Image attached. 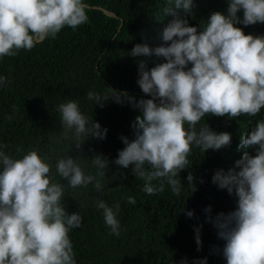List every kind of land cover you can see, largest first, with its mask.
I'll use <instances>...</instances> for the list:
<instances>
[{
  "label": "clouds",
  "instance_id": "1",
  "mask_svg": "<svg viewBox=\"0 0 264 264\" xmlns=\"http://www.w3.org/2000/svg\"><path fill=\"white\" fill-rule=\"evenodd\" d=\"M225 2L226 14L210 13L198 30L187 19L194 14V0H167L163 14L172 19L162 29L161 44H136L128 53L156 58L151 68L144 60L138 62L137 85L150 99H136L126 91L109 88L111 95L87 94L101 108L111 99L140 111L131 125L135 138L130 142L120 137L124 148L112 163L124 169L132 166V172L144 182L142 191L150 196L163 193L166 185L175 196L185 186L194 193L198 189L193 173L188 172L186 185L179 175L191 167L193 147L205 153L230 146L229 133H217L205 122L197 127L205 117H256L264 109V35H246L236 26L264 24V0ZM88 11L85 0H0V58L14 57L20 50H32L48 38L55 39L66 26L76 30L89 22ZM11 83L0 75V88ZM58 111L66 130L64 138L73 133L77 150L89 137L106 138L108 130L82 114L78 101L61 103ZM248 123L252 125V120ZM8 147L0 143V264H77L69 233L81 227L82 217L79 212L66 211V188L91 184L96 192L103 191L109 160L94 156L93 175L81 167L84 158L64 155L57 159L54 174L48 157L37 150L14 158L5 151ZM241 150L233 168L218 169L211 178L218 189L235 194L236 209L212 217L207 207L205 222L224 241L220 251L226 264H264V120H257L242 134L237 147ZM21 151L17 146L16 153ZM56 175L67 185L56 180ZM127 200L136 204L134 197ZM95 206L102 210L109 235L119 237L120 205L110 207L98 199ZM185 215L194 218V210ZM201 227L194 228L197 251L201 249ZM180 264H187V258ZM192 264H207V258Z\"/></svg>",
  "mask_w": 264,
  "mask_h": 264
},
{
  "label": "trees",
  "instance_id": "2",
  "mask_svg": "<svg viewBox=\"0 0 264 264\" xmlns=\"http://www.w3.org/2000/svg\"><path fill=\"white\" fill-rule=\"evenodd\" d=\"M85 2L89 4L87 24L76 30L66 26L55 39L48 38L32 50H20L14 57L0 58V75L12 81L0 88V143L9 146L5 151L14 158L37 150L41 156L48 157L54 174L57 159L64 155L84 158L81 167L86 174L93 175L94 156L103 155L109 160L108 183L103 191L96 192L91 184L86 188H66L63 201L66 211L79 212L82 217L81 227L69 233L77 264H180L184 258L187 264L204 258L207 264H226L220 251L224 241L218 238L217 229L205 222L204 209L210 207L212 217L221 212L228 214L236 209L237 198L234 193L229 195L226 190L218 189L211 178L216 170L227 171L241 158L243 150L237 151L240 137L257 120H264V109L256 117L207 116L197 125L205 122L213 131L227 132L232 137L230 146L219 151L203 153L193 147L189 157L191 167L179 175L182 185H186L187 174L192 172L197 191L191 193L185 186L175 196L166 185L163 193L151 196L144 193V182L135 176L132 166L124 169L112 163L124 148L120 137L130 142L135 138L131 125L140 111L111 99L101 108L87 94L111 95L109 88L126 91L136 99H150L137 85L138 62L144 60L151 68L156 58L131 57L128 53L136 44L146 43L149 47L161 44L162 29L172 19L163 14L167 0ZM194 3L195 15L189 14L187 19L198 30L203 29L210 13L226 14L225 0H194ZM238 15L242 18V12ZM236 26L246 35H264V24ZM67 100L78 101L82 114L108 130L104 140L89 137L77 150L71 138L73 133L64 138L66 130L61 125L58 105ZM8 116L14 119L8 120ZM17 146L22 147L19 154ZM55 178L61 181L58 175ZM201 179L203 183H199ZM61 182L67 185V181ZM129 196L135 198V205L128 203ZM98 199L110 207L120 205L119 237L109 235L102 210L95 206ZM193 210L194 218L186 217L185 212ZM201 225V249L197 251L194 228Z\"/></svg>",
  "mask_w": 264,
  "mask_h": 264
},
{
  "label": "water",
  "instance_id": "3",
  "mask_svg": "<svg viewBox=\"0 0 264 264\" xmlns=\"http://www.w3.org/2000/svg\"><path fill=\"white\" fill-rule=\"evenodd\" d=\"M106 13V12H105ZM106 14H108V15H110V16H112L111 14H109V13H106Z\"/></svg>",
  "mask_w": 264,
  "mask_h": 264
}]
</instances>
